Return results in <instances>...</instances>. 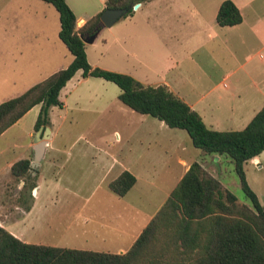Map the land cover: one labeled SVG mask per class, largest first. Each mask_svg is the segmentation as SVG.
Instances as JSON below:
<instances>
[{"label":"crops","instance_id":"0c3cea01","mask_svg":"<svg viewBox=\"0 0 264 264\" xmlns=\"http://www.w3.org/2000/svg\"><path fill=\"white\" fill-rule=\"evenodd\" d=\"M26 1L32 5L31 11L11 10L14 30L0 35V74L9 72L10 67L17 76L9 84L19 87L14 97L66 68L73 59L58 38V13L35 0ZM65 1L77 28L101 13L106 2L96 0V6H87L89 0ZM224 1L150 0L139 4L131 17L119 20L112 26L115 28L110 27L106 41L101 39L113 57L137 60L117 72L144 86L166 87L196 111L207 128L222 132L242 130L264 106V0H229L242 17L241 23L232 27L216 22ZM39 12L38 19L21 17ZM49 16L54 25L47 30ZM85 46L91 64L88 47L93 44ZM32 74L40 76L34 78ZM75 77L71 90L91 79L78 71L66 86ZM61 92L59 109L63 111L68 104ZM54 108L58 107L49 111L50 135L43 158L27 179L15 182L17 190L11 185L12 177L5 180V175L18 161L31 163L34 142L14 145L17 152L0 168V227L26 244L94 252L107 246L114 254H123L192 163H200L216 178L213 172L217 169L208 166L206 158L216 166L228 162L216 155L202 158L197 149L189 153L179 132L167 130L162 121L147 115H130L126 123L131 130L123 134L126 147L121 151L102 146H55L59 130L53 129ZM39 112L37 105L23 117L34 113L36 118ZM134 125L143 129L137 132ZM115 134L116 142L120 141V135ZM27 136L34 138L35 134L29 131ZM248 162L244 164L246 182L259 201L248 178ZM124 171L136 182L125 196L118 197L108 184ZM19 191L25 194L19 196ZM118 204L127 205L126 209L117 208Z\"/></svg>","mask_w":264,"mask_h":264},{"label":"trees","instance_id":"16d2710c","mask_svg":"<svg viewBox=\"0 0 264 264\" xmlns=\"http://www.w3.org/2000/svg\"><path fill=\"white\" fill-rule=\"evenodd\" d=\"M59 15L58 37L72 56V62L18 97L0 103V135L30 109L40 105L34 131L50 125L49 110L61 108V90L81 71L83 78H99L115 84L122 105L139 115L162 121L168 128L186 131L192 145L204 158L223 157L234 166L248 204L241 203L221 182L194 162L169 197L123 254L57 249L26 244L0 227V264H264V204L249 188L244 164L264 151V106L245 128L215 131L200 115L166 87L144 86L131 76L92 68L81 37H90L101 27V13L79 28L65 0H41ZM150 0H106L104 10H122L127 17L133 6ZM103 10V11H104ZM236 6L224 1L217 12L221 27L240 24ZM28 160L13 164V179H27ZM135 177L122 172L108 184L118 197L125 196Z\"/></svg>","mask_w":264,"mask_h":264},{"label":"rangeland","instance_id":"374dc122","mask_svg":"<svg viewBox=\"0 0 264 264\" xmlns=\"http://www.w3.org/2000/svg\"><path fill=\"white\" fill-rule=\"evenodd\" d=\"M35 1L39 2L38 4H40V6H48V8H50L53 12L57 13L53 6L48 5L41 0ZM73 5L74 4H72V6ZM96 5V0H89L87 3V6ZM31 6V3L28 4V1L26 0H0V35L5 34L6 30L8 33H12L14 30V24L11 22V10L21 9V12H26L31 11ZM77 6L84 5L79 4ZM133 12L127 17H131ZM29 13L31 14L32 12ZM29 13H24L21 17L26 16L25 18L27 19L41 18V12L38 14L34 13L33 16H27ZM135 17H138V13L137 16L135 15ZM47 19L50 21L49 25L47 26V30H50L52 28V24L54 25V20L52 21L50 16ZM116 24H119V21ZM116 24L114 26H117ZM15 30H17V28H15ZM109 30L111 29H102L103 33L97 35L94 39L93 47H88L89 61L93 65L96 64V68L101 70L120 73L117 71H123V67L129 66L130 62L136 63L137 60L126 57L124 59H118L112 56L110 49L108 50L109 47L107 42L105 44L101 42V39L105 41L107 40ZM61 44L63 43L61 42ZM110 47L112 48V45ZM7 68H9V72L0 74L1 102L12 99V97H14L13 95H17L16 93L19 92V87L9 85L11 79L13 77L16 79L17 76L14 75V72H11L10 67ZM32 76L37 78L40 76V74H32ZM29 77L30 76H28V78ZM76 80L77 77H75L71 83H69L61 92V98L67 101V110L61 111L59 108H54L53 113L51 114L54 123L53 129L55 128L59 130V135L55 138L54 145L72 149L102 146L113 150H123L126 147V140L124 139L123 134L131 130V128H128L126 121L131 114L134 116H139V114L130 111V109L120 103L118 100L120 91L115 84L104 81L103 79L91 78L87 83H82L76 86L75 89L71 90L73 87L72 85L76 84ZM33 116L34 113H31L21 118L16 124L6 130L5 134L0 136V168L3 167L10 159H12L14 153L17 152L13 148L14 145L20 146L34 142L35 136L34 138H28L27 136L29 131H31L32 134H35L34 124L37 117L34 118ZM134 127H136L137 132H140L141 129H143L141 128L142 126L138 125H134ZM167 130H172L181 134L180 138H182L185 142V145L189 147V153H192V150L196 149L192 145L191 139L189 138L186 131L171 128H168ZM116 132L120 135V141L118 142H116ZM162 156L164 157V154H162ZM205 161L208 166L212 167L213 169H217V172H213V175L221 181L224 188L234 194L239 202L248 204V201L241 190L239 179L234 171L233 164L230 161H226L216 166L214 164L212 165V161H210L208 158H206ZM259 163L263 164V168H258ZM248 164V178L250 184L255 190L259 201L263 202L264 152L261 153L259 158L255 157L254 159L249 160ZM10 176L11 175L7 172L5 175V180L9 179ZM16 181L17 180L12 178L13 183L11 185H13L14 189L16 187ZM23 193L25 194V192L19 191V193L16 194H19L20 196ZM126 206L127 205L123 204L116 205V207H120L121 210L126 209ZM127 212L130 213L129 210H127ZM6 221H9V219H6ZM111 244L112 243H110V245ZM96 252L114 253L113 250H109V247L107 246L106 249Z\"/></svg>","mask_w":264,"mask_h":264},{"label":"water","instance_id":"95a60500","mask_svg":"<svg viewBox=\"0 0 264 264\" xmlns=\"http://www.w3.org/2000/svg\"><path fill=\"white\" fill-rule=\"evenodd\" d=\"M139 4H136L133 6V11L138 8ZM125 16V12L122 10H109L106 9L101 12L100 15V23L101 27L96 31V33L90 37H81V40L83 41L84 44L90 45L93 44L94 39L96 38L97 35L100 34L102 29L104 28H110L114 24H116L119 20H121ZM49 135H50V129L46 127L45 129L40 128L36 133H35V138H34V146H33V158L30 163V170L34 169L35 167H38L40 164L45 148L48 144L49 140Z\"/></svg>","mask_w":264,"mask_h":264}]
</instances>
